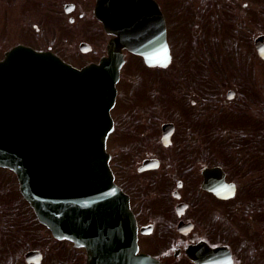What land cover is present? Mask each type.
Masks as SVG:
<instances>
[{"label":"flooded vegetation","instance_id":"obj_1","mask_svg":"<svg viewBox=\"0 0 264 264\" xmlns=\"http://www.w3.org/2000/svg\"><path fill=\"white\" fill-rule=\"evenodd\" d=\"M155 1L142 33L157 45L144 54L122 50L107 139L115 180L136 218L139 252L161 264H264V56L256 46L264 30L239 25L212 36V5ZM49 2L68 27L62 42H39V49L78 67L100 61L116 35L95 16L97 0ZM159 10L166 65L147 62L164 53ZM11 33L7 48L0 36V59L20 43L18 29ZM79 56L81 63L73 60ZM86 260L85 247L56 237L32 212L0 211V264Z\"/></svg>","mask_w":264,"mask_h":264},{"label":"water","instance_id":"obj_2","mask_svg":"<svg viewBox=\"0 0 264 264\" xmlns=\"http://www.w3.org/2000/svg\"><path fill=\"white\" fill-rule=\"evenodd\" d=\"M145 0H99L96 14L117 38L99 64L73 67L19 45L0 61V166L13 169L39 219L88 248V264H141L128 198L106 151L125 34ZM137 26L136 24H133ZM263 54L262 37L257 41ZM153 61L156 62L155 59Z\"/></svg>","mask_w":264,"mask_h":264},{"label":"rangeland","instance_id":"obj_3","mask_svg":"<svg viewBox=\"0 0 264 264\" xmlns=\"http://www.w3.org/2000/svg\"><path fill=\"white\" fill-rule=\"evenodd\" d=\"M197 2L212 5L208 12L210 20L206 18L211 26L212 36L223 34L222 31L226 32L229 27L235 31L239 25L245 26V32H248L246 28L248 26H253L255 30H264V0H200ZM33 23L39 27V31L34 29ZM67 27L66 19L62 17L61 11L52 7L49 0H0V36L2 30L4 48L14 41L11 29L13 31L18 29L20 42L42 47L43 44L52 43L55 40L62 42L63 30ZM75 58L74 61L80 63L83 61L81 56ZM16 184L15 175L8 169L0 168V211L30 213L28 207L21 202L22 196L16 190Z\"/></svg>","mask_w":264,"mask_h":264}]
</instances>
